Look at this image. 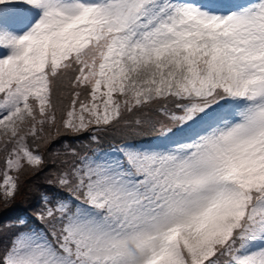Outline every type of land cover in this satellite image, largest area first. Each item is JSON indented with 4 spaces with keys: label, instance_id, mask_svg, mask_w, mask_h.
<instances>
[{
    "label": "snow or ice",
    "instance_id": "obj_1",
    "mask_svg": "<svg viewBox=\"0 0 264 264\" xmlns=\"http://www.w3.org/2000/svg\"><path fill=\"white\" fill-rule=\"evenodd\" d=\"M112 131L0 264H264V0H0V211L41 145Z\"/></svg>",
    "mask_w": 264,
    "mask_h": 264
},
{
    "label": "trees",
    "instance_id": "obj_2",
    "mask_svg": "<svg viewBox=\"0 0 264 264\" xmlns=\"http://www.w3.org/2000/svg\"><path fill=\"white\" fill-rule=\"evenodd\" d=\"M138 115H140L141 118L144 116L142 113ZM157 115L158 111L156 109H153L148 113V116H151L153 119H155ZM131 118L135 119V117ZM119 133H121V131H112L107 134L97 133L99 139L98 142L95 143L91 142L83 135L79 137L73 135H61L58 139L53 138L47 146L41 145L36 150L45 158L46 166L44 170L22 185L21 192L13 203L11 210L0 211V223L13 225L16 224L17 216H22L25 219L33 217L34 209L38 208L42 203V195L47 194L52 190L48 181L53 178L52 173L55 171L53 163L66 158V150L58 151L60 147L69 144L67 151L71 152L74 148L84 149L97 145L99 151H107L114 149L125 140H130V136ZM30 223H32V226L34 227L38 226L34 221H30ZM4 239L5 241L7 240L6 238Z\"/></svg>",
    "mask_w": 264,
    "mask_h": 264
},
{
    "label": "rangeland",
    "instance_id": "obj_3",
    "mask_svg": "<svg viewBox=\"0 0 264 264\" xmlns=\"http://www.w3.org/2000/svg\"><path fill=\"white\" fill-rule=\"evenodd\" d=\"M119 134H123L122 132L121 133H119ZM69 146V144H65L64 146H62V147H60L59 149H58V151H65L66 150V153L67 152H69V151H67V147ZM74 146H77V145H74Z\"/></svg>",
    "mask_w": 264,
    "mask_h": 264
}]
</instances>
